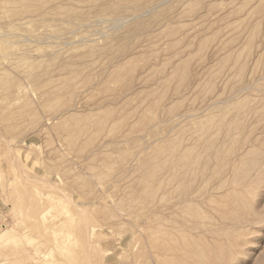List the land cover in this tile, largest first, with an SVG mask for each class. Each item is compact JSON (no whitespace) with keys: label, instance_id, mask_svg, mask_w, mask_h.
Here are the masks:
<instances>
[{"label":"rangeland","instance_id":"rangeland-1","mask_svg":"<svg viewBox=\"0 0 264 264\" xmlns=\"http://www.w3.org/2000/svg\"><path fill=\"white\" fill-rule=\"evenodd\" d=\"M263 32L264 0H0V264H264Z\"/></svg>","mask_w":264,"mask_h":264},{"label":"bare ground","instance_id":"bare-ground-1","mask_svg":"<svg viewBox=\"0 0 264 264\" xmlns=\"http://www.w3.org/2000/svg\"><path fill=\"white\" fill-rule=\"evenodd\" d=\"M264 33V32H263ZM246 43V42H245ZM223 142V141H222ZM254 144V143H253ZM229 164V163H228ZM188 171V170H187ZM227 181V180H226ZM234 189V188H233ZM248 192V191H247ZM229 206V205H228ZM157 233V232H156ZM179 248V247H178ZM156 250V249H155ZM189 253V252H188ZM186 261V260H185ZM58 263V262H57Z\"/></svg>","mask_w":264,"mask_h":264}]
</instances>
